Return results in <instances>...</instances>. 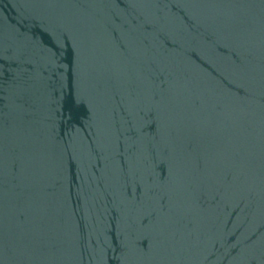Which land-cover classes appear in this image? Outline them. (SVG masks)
Instances as JSON below:
<instances>
[{
	"label": "water",
	"instance_id": "water-1",
	"mask_svg": "<svg viewBox=\"0 0 264 264\" xmlns=\"http://www.w3.org/2000/svg\"><path fill=\"white\" fill-rule=\"evenodd\" d=\"M0 264H264V0H0Z\"/></svg>",
	"mask_w": 264,
	"mask_h": 264
}]
</instances>
